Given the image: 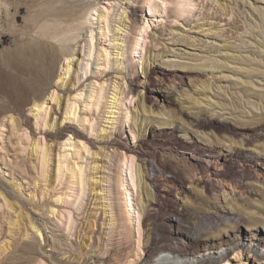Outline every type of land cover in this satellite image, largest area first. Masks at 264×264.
<instances>
[{"label":"rangeland","instance_id":"1","mask_svg":"<svg viewBox=\"0 0 264 264\" xmlns=\"http://www.w3.org/2000/svg\"><path fill=\"white\" fill-rule=\"evenodd\" d=\"M69 1L0 0V58L4 59V51L32 42L49 26L59 23L55 17L45 16V10L50 5L59 7ZM184 1L187 5L181 12ZM257 1L261 2L95 0L92 7L109 20L107 23L88 21L80 38L82 45L78 46V62L75 65L71 62L80 79L84 71L80 66L90 67L84 65L88 58L82 59L87 47L100 55L95 60L91 79L93 87L96 86L93 96L100 103L98 109L94 108V100L87 111L77 107V116H88L95 130L89 135L90 123L78 126L71 122L92 139L94 146L86 144L90 155L82 143L74 150L62 146L70 134L62 127L56 130L68 95L65 86L56 87L60 82L54 88L58 103L47 98L45 111L37 123L33 117L35 111H28L29 107L19 98L12 105L0 102L4 108L0 110V264H50L27 242L39 215L51 210L59 232L80 248V255L69 256L61 249L53 252L48 243L39 239L43 250L53 253L61 264H84L88 260L95 264L163 262L168 254L159 253L158 247L166 243L187 247L190 240L201 238L213 239L215 253L226 252L225 239L233 241L229 256L243 236L264 244V113L252 110L246 103L250 100L264 106V91L258 85L244 83L250 77L236 72L234 67L240 64L236 65L238 62L232 56L252 55L256 60L263 58L264 63V23L253 9L264 8V0ZM89 2L93 0H82L87 20L95 17L90 14H96L87 5ZM116 27L121 28L120 35ZM113 35L118 45L109 44ZM105 49L110 53L107 57ZM207 53L221 59L219 64L196 62V57L189 55L207 56ZM165 58L180 62L167 63ZM98 65L104 69L99 70ZM65 66L66 62L61 65L58 77L66 81L72 67L68 75ZM178 70L186 73L181 81L177 79ZM160 71L168 76L163 77ZM84 80L83 74L81 81ZM73 84L78 86V80L73 79ZM205 84L214 88L218 85L212 91L214 96L210 93L200 96H211L213 102L220 103L219 108L192 104L194 97L199 98L198 94L203 93H195L191 88ZM113 85L120 90L116 104L109 103L115 92ZM165 94L169 102L163 100ZM224 95L229 99H224ZM82 100L83 97L79 105ZM110 109L115 111V124L108 129L111 124L106 123L105 113ZM200 117H212L214 121L226 117L230 130L195 127ZM103 130L111 131V136L100 144ZM76 140L86 142V139ZM36 145L41 146L38 158ZM45 152L49 160L46 167L43 166ZM58 154L63 160L60 181H56ZM195 156L202 159L206 156L207 161L197 162ZM129 158L136 164L133 188L128 185L126 166L122 163ZM67 164L74 169L77 164L82 167L87 175L85 190L79 185V169H75V177L71 178L69 172H64ZM144 189L153 196L150 205ZM153 190L160 193L156 199ZM97 191L101 194L96 195ZM132 214L140 217V241ZM220 216L228 220L223 223ZM45 229L49 234V229ZM237 247L244 255L259 254L257 249ZM209 252L203 251V255L210 257ZM213 258L207 264L219 261Z\"/></svg>","mask_w":264,"mask_h":264},{"label":"bare ground","instance_id":"2","mask_svg":"<svg viewBox=\"0 0 264 264\" xmlns=\"http://www.w3.org/2000/svg\"><path fill=\"white\" fill-rule=\"evenodd\" d=\"M58 1H60V0H58ZM180 1H183V0H180ZM94 2H95V0H93L92 3L89 2L87 4L89 6V8L92 10V12L96 11V14L95 13L90 14V15H94L95 17H90V19H88V20H87V9H85V6H83L82 0H71L69 2H64V4L62 6H59V7H56L54 5H50L45 10V16L49 17L51 15L52 17L56 18V21H60V22L56 23V24H54L52 26H49L41 37L35 38L34 40H32V42L28 41V42L24 43L22 47H16V49L9 50V51H4V54H3V56H4L3 58L4 59L0 58V94H1L0 95V97H1L0 98V102H6L7 104L12 105V104H15L16 99L19 98L21 101L24 102V104L27 107H29L28 111H35V116H33V117L35 119V122L37 123V121L42 116L43 112L45 111L44 104H45L47 98H49L50 101L53 100L56 103H58V98H56V93H55L54 88H55L56 84L58 82H60V84L58 86H56V87L60 88L62 86H65L64 87L65 88L64 91L68 95L66 96V104L64 103V106L62 105V110L63 111L60 112L59 117L57 115V117L59 119V122H58V126H56V130L59 131L60 128L62 127V129L64 131H67L68 134H70V136L66 135L68 137L65 138V140L63 141V142H65V144H63L62 146L63 147L66 146L67 147L65 150H74L75 147H78L77 144H81L82 143V145L84 146V149H86L88 154L90 153V149L86 147V144L90 143V144H92V146H94L93 141H92L91 138H89V137L85 136V134L81 133L79 131L81 129L78 130L77 127L79 125L83 126V124H85L86 122H87V124L90 123L89 135L93 134L95 128L91 124V122H92L91 119L87 118L88 116L86 117L85 114H84V116L82 115L83 117L77 116V107H79L78 109L80 111H81V108H85L86 111H87V110H89V108L91 106H93V103L91 104L90 101L94 100L96 102V106H94V108L98 109V105L100 103L97 104L98 100H96L97 98L94 97L95 95L93 96V94H95L93 88H95L96 86L93 87V82L94 81H92L91 79L93 78L92 76L95 73L94 72L95 60H96V58L99 60L100 59L99 58L100 55H99V52L95 53L94 52L95 49L93 51V49L90 48L89 46L87 47L88 48V52H86V53L84 52V55H82V59H84L85 57L88 58V59L86 58L87 59V63L84 64V65L87 66V67L90 66L87 69H85V67H83V65L80 66V70L83 71V69H84V71H83V74L85 75V80L84 81H81V76L83 74H81V75L79 74L80 75V79L77 78V75H78L77 72L78 71H77V69H75L71 65V62H74V65L77 64V62H78V59H77V53H79L78 46H80V44L82 45L83 41L80 40V38L82 37L83 30L86 28V24H88V21H91V22L96 21V23H101L102 21H104V22L107 23L108 20H109V19L107 20V16L103 15V13H101V11L99 13V12H97L98 10H96V8L92 7L94 5ZM256 2H261V1H257L256 0ZM181 4H182L181 6L179 5L180 6L179 11L183 12V11H185V7L184 6L187 5V3L184 1ZM245 4L246 5H250L249 2H245ZM253 9L258 12V14L260 15V17L262 19V22L264 23V14H263L264 8L260 7V6H255V7H253ZM107 13H109V11H107ZM124 13L125 12H123L122 15H124ZM125 17H126V15H125ZM107 29H108V32H109L110 31L109 27ZM116 30H117L116 32L119 34V31L121 30V28L118 27ZM93 31H94L93 29L90 30V33H91V36H90L91 39L90 40L91 41H93V39H94V37L92 35ZM104 31H106V30H104ZM108 32L105 33V34L107 35ZM113 36L114 37H113L112 40L109 39V42H110L109 44L113 45V46L118 45V43L115 42L117 37H115V35H113ZM92 44L93 43H91V45ZM84 50H85V48H84ZM105 51L106 52H104V53L106 55L103 53L105 55V57H107V55H110V53L107 54V50L106 49H105ZM189 55H191L194 58L196 57L195 60H194L196 62L200 61V60H203V62H207V63L216 64L217 65V64H219V61L221 60V59L220 60L217 59L216 57H213L210 53H207V56L198 55V54H189ZM232 56L234 58V61L238 62L236 65L240 64V67H234V69H236V72L244 75V77L245 76L246 77L247 76L250 77L246 81H244V83L252 84L254 86L258 85L259 86V90L260 91H264V63H262L263 62L262 61L263 58H261L259 60H256V57H253L252 55L250 56V55L242 54V53L240 55H232ZM91 57H93V58H91ZM115 58H117V57H115ZM91 59H92V62H90ZM108 59H110V58H108ZM174 59H176V58H174ZM80 61L81 60H79V62ZM64 62H66V66H65L66 67V69H65L66 74H68V75L70 74V70H71V67H72L71 74L68 76V80H66V81L63 78H61V77L59 78L58 77V71L60 70V67H61V65H63ZM164 62L174 63V62H180V61L171 60V58H170V60H167L165 58ZM107 63H109V62H107ZM252 63H254L253 65H255V64L257 65V63L259 65L258 66H256V65L253 66ZM243 65H245V66H243ZM106 67L107 66H105V68ZM102 68L103 67L98 65V69L99 70L102 69ZM189 70H192V69L190 68ZM183 72L184 71H179L178 70L177 79H179L180 81L185 78L184 74H186V73H183ZM160 73H161V75L163 77H167L168 76V75L165 74L164 71H160ZM108 75L109 74L105 75V77H107ZM218 76H220V75H218ZM73 79L78 80V86H77V84H76V86H75V84H73ZM220 79H222V78H220ZM86 82H88V83H86ZM99 85L101 86V84H99ZM113 86H114V89H115V90L114 89L113 90L115 92H114L113 96L110 97L111 98V100L109 101L110 104H116L118 102V100H119V97L117 96V94L120 92V90L118 89V87L116 85H113ZM217 86H216V88H218ZM216 88H214V86H209V85H206V84L205 85H200L199 88H197V87L196 88H191L193 90V92H195V93L197 91H200L201 93H203V94H200V93L198 94L199 98H195L194 97L192 104L193 105H198L199 107H205V108L211 107V106H213V108H219V104L220 103L219 102L218 103L217 102H213L211 96H204V97L200 96V95H205V93L212 94V91H214ZM118 90H119V92H118ZM82 91H87L88 94L82 93ZM97 92H99V91H97ZM102 93H103V91H102ZM96 94H98V93H96ZM212 95L214 96V94H212ZM80 96L83 97V100L81 101V105L78 104L79 100L82 98V97L80 98ZM96 96H98V95H96ZM86 97L89 100L86 99ZM162 97H163V100H166V101L169 102L170 99L166 96V94L162 95ZM200 97H203V98H200ZM99 99H101V98H99ZM224 99L228 100L229 98H228V96L224 95ZM86 100H88V102L85 104ZM246 103L250 106V108L252 110H254V109L261 110V112L264 113V106L261 107V105H258L257 103H255L253 101H250V100L249 101L246 100ZM81 106H84V107H81ZM108 108H113V107H108ZM3 109L4 108L0 105V110H3ZM79 110H78V112H79ZM114 112L115 111L110 109V110L106 111V113H105V117L107 119V120H105L106 123L112 125V126L109 125L110 127H108V129L109 128L111 129V128L114 127V124H115V115L113 114ZM143 112H145V111H143ZM245 112H246V114L249 113L247 111H245ZM73 121H75V123ZM71 122H73L75 125L78 124V126L76 128L73 127L71 125ZM96 123H97V121H96ZM227 123H229V122H228V119L226 117H224L222 119H218V121H214V119L212 117H200V118H198L196 120L194 126L198 127V128L212 127V128L218 129V130H222L221 132H223V131L230 130V127H229V125ZM103 132H104V136H102V138H100V140H99L100 144L106 143V141H107L106 138H108V136H111V131L103 130ZM178 133H179V131H178ZM199 133H200V131H199ZM72 135L73 136L75 135V137L72 138ZM177 137L181 138L179 135ZM80 138L81 139H86L85 140L86 142H83L82 140L81 141L80 140H78V141L76 140V139H80ZM70 139H72V141ZM69 140H70V142H69ZM96 146H98V145H96ZM35 148H36L35 150L37 152V158H38L40 156L39 154L41 153V151H40L41 150V146H39V145L37 146L36 145ZM68 152H70V151H68ZM64 153H65V151H64ZM73 155H75V154H73ZM224 156H225V154H224ZM47 157H48V152H45L44 160H43V166H45V167H46V165L49 162ZM64 157H65V154L63 155V158ZM60 158L61 157L58 154L57 169H56V181H60V178L62 177V172H63V164H62L63 160L61 161ZM129 159L130 160H128V162H122V163L125 164V166H126V172H127L126 174H127V177H128V179H127L128 180V185L133 188V187H135V185H134V174H133V172L135 171V168H133V167L136 166V164L134 165L133 159H131V158H129ZM193 159L195 161H197V162L198 161H202L203 159L205 161H207L206 156H205V158L203 157V159L202 158H198V157L195 156V158H193ZM65 160H67V159H65ZM67 162H68V160H67ZM92 165H93V163H92ZM137 166H139V165H137ZM35 167H33V168H35ZM76 168L79 169L78 170V172H79V185H80V187H82L84 189L85 186L87 185V180H86V176L87 175L86 176L84 175V173H83L84 171L82 172V170H81L82 167H80V165L78 166V164H77ZM65 169H66V171H64V172H66V173L69 172L71 178L75 177V169L73 168V166L69 167V165L67 164ZM41 171H42V169H41ZM138 172H139V170H138ZM121 176H123V175H121ZM138 176L140 178V175H138ZM98 181H99V179H98ZM142 182H144V180H142ZM125 183H127V182H125ZM145 186H146V184L144 185V188H145ZM182 187H183V185H182ZM84 190H82V191L84 192ZM144 190H145L144 191V195L146 197V201L150 205V204L153 203V200H152L153 198H151L153 196L150 197L151 194H149V190L148 191L146 189H144ZM153 192H154V190H153ZM176 192H178V191H176ZM154 193H155L154 197L156 199V197L159 196L160 193L159 192H154ZM100 194L101 193H99L98 191L96 192V195H100ZM125 196H126V200H127V203H128L129 199H128V195H126V193H125ZM174 203H175V204H173L174 206L177 205L176 202H174ZM9 206H8V208H9ZM129 206H131V205H129ZM54 212H56V211H54ZM50 213H53V210L40 214L39 217H38L39 221H37V220L35 221L34 220L35 223L32 226L33 230L30 233V237L28 239L27 244L28 245H32V247H34V250L37 253H39L42 257L47 259V261L50 264H61L60 261L56 260L53 257V255H52L53 253L49 254V253H47L46 251L43 250L40 240H42L43 242L45 241L46 244L48 243V246L51 247V250H53V252L57 251L58 249H61L63 254H69V256H73V255H77L78 256V255H80L79 254V249L80 248H79L78 244L76 246L75 242L70 241V239L65 234H61L59 232L60 230L57 229L58 226H57V224L55 222V219H54V217H51L52 215ZM132 219H133L134 223L136 224L137 238H139V241H140V238H141V235H142L141 227H140V224H141L140 223V217H139L138 214H132ZM220 219H221L222 222L224 221L223 223H225L226 220H228V217L220 216ZM37 222H41V223H37ZM219 224H220V221H219ZM45 228L49 229V232H48L49 234L46 233V229ZM69 232H71L70 229H69ZM38 237H40V238H38ZM232 242L233 241H231V240H226L225 239L223 243H224V246L226 247V252L220 250L217 253L213 252L215 243H214L212 238L192 239V240H190L187 243V247L179 246L177 244H171V243L167 244L166 243V244H163L162 246L158 247V250H159V253H167L168 257L166 259H164L163 262H161V261H159V262H150L149 264H177L176 263L177 261L179 262V264H207L208 261L210 259H212L213 257H214L213 259H215L217 257V260H219L216 264H264V244L261 245V242H258V241L254 242L252 238L243 236V237L240 238V241L237 243L238 244L237 246L245 247L246 250H250V251H254L255 249H257L259 251V254L256 255V253H253V254L246 253L244 255L243 253H241V250L237 249L238 247L236 246V248L234 247L236 250L233 251L232 256H229L228 251H229V249H232V247H231ZM140 246H138V250L141 248ZM251 248L253 250H251ZM203 251H210L208 253L210 257H208L207 255H203ZM107 258H108V255H107ZM83 262H85L84 264H95V262L89 261V260L88 261H83Z\"/></svg>","mask_w":264,"mask_h":264}]
</instances>
